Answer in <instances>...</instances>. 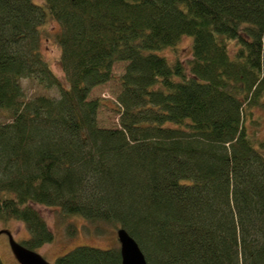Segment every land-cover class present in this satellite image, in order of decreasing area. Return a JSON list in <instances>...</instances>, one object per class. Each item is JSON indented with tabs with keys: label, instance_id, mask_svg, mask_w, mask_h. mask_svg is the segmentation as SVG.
I'll list each match as a JSON object with an SVG mask.
<instances>
[{
	"label": "trees",
	"instance_id": "1",
	"mask_svg": "<svg viewBox=\"0 0 264 264\" xmlns=\"http://www.w3.org/2000/svg\"><path fill=\"white\" fill-rule=\"evenodd\" d=\"M51 20L65 80L42 51ZM187 34L186 61L156 53ZM32 78L59 95L27 99ZM113 79L119 124L105 127L91 94ZM258 107L264 0H0V217L26 224L29 250L55 239L46 206L125 228L148 264H264ZM54 264L122 257L81 245Z\"/></svg>",
	"mask_w": 264,
	"mask_h": 264
},
{
	"label": "rangeland",
	"instance_id": "2",
	"mask_svg": "<svg viewBox=\"0 0 264 264\" xmlns=\"http://www.w3.org/2000/svg\"><path fill=\"white\" fill-rule=\"evenodd\" d=\"M60 24L55 21H49L43 27V53L46 59L51 64L53 71L63 80H65V74L61 66V55L62 49L58 44L56 39V34L60 31ZM49 37L47 40L46 38ZM192 37L184 36L177 46L174 48H167L157 51L156 53L168 57L170 62H173L176 58H180L184 61L191 57L192 47L191 43ZM126 62H117L114 65L113 71L115 76H119L125 72ZM36 81H31L29 79L22 80V84L25 90L26 98L33 97L36 93L47 94L52 96H58L59 91L57 88H48L43 82L41 83L38 79ZM120 86L116 79L108 82L107 84L96 87L92 94V98H101L104 103L98 113V122L101 126L113 127L119 124L120 113L117 110L116 98L119 92ZM115 102V103H114ZM9 112L7 109H0V122L10 121ZM254 118L259 119L260 124L258 126L249 125L251 131H257V136L259 138H264V109L258 107L254 111ZM43 215L47 219L51 229L54 232L55 239L53 242L47 243L36 251L40 253L49 263L54 264L55 260L65 253L72 250L76 246L89 245L100 248H113L119 247L120 242L118 240L117 229L110 225L104 226L102 232L96 231V224L85 220L83 217L77 216H67L60 212L56 207H46L39 206ZM75 225L77 231L71 235L69 233L68 226ZM8 231L12 233L14 239L24 244V242L29 238L30 232L26 227V224L17 219L3 220L0 217V232ZM8 233L3 232L0 234V258L4 264H21L15 254L13 253L11 243L9 242Z\"/></svg>",
	"mask_w": 264,
	"mask_h": 264
},
{
	"label": "water",
	"instance_id": "3",
	"mask_svg": "<svg viewBox=\"0 0 264 264\" xmlns=\"http://www.w3.org/2000/svg\"><path fill=\"white\" fill-rule=\"evenodd\" d=\"M8 233L13 253L21 264H51L40 253L17 242L12 233ZM118 240L120 242V252L122 264H148L147 258L139 246L137 240L123 227L117 229Z\"/></svg>",
	"mask_w": 264,
	"mask_h": 264
}]
</instances>
